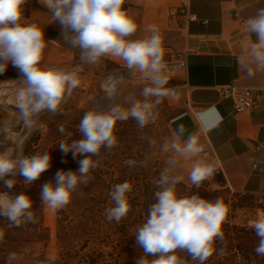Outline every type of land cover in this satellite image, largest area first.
<instances>
[{"label": "clouds", "instance_id": "clouds-1", "mask_svg": "<svg viewBox=\"0 0 264 264\" xmlns=\"http://www.w3.org/2000/svg\"><path fill=\"white\" fill-rule=\"evenodd\" d=\"M28 0H0V74L11 64L18 69L20 78L14 80L13 91L15 121L0 125V135L8 141V146L0 141V182L8 190L17 185V177H23L28 186L39 179L51 167L49 152L24 155L12 143L17 135L14 127H20L31 134L39 127L42 113L63 114V105L72 97L73 91L80 87L79 66L65 68L42 66L43 52L47 47L45 34L35 23H22L24 6ZM48 9L52 22L60 25L64 43L72 49H79L82 63L97 65L102 58H111L129 70H136L150 81L144 87V101H136L130 108L120 105L108 111L91 109L86 111L77 125L82 138L59 143L60 150L79 160L78 171L58 170L55 183L46 182L41 188L43 208L58 211L67 206L78 191L79 186H87L91 170L97 168L102 149H113L118 144L115 129L118 122L130 118L140 128L155 123L159 113L155 111L166 98L174 96L167 87L164 37L153 26L143 38L133 39L138 25L130 9L124 7L126 0H38ZM248 33L255 34L256 41L247 47V62H255L264 68V8L257 10L255 16L245 20ZM56 42V41H52ZM246 75H254L246 69ZM123 78L113 76L100 85L108 98L114 97L117 86ZM148 97H154L148 101ZM207 127V125H204ZM58 131L65 133L63 125ZM186 128L180 124L177 135L163 146L165 152L176 155L169 159V168L160 173L153 185L158 189L153 193L154 203L147 209V218L134 233L135 243L142 248L143 255L136 264H188L184 253L194 264L205 262L217 251L215 244L224 240L223 224L227 221L229 209L220 197L214 200L202 198L199 194L182 195L177 190L184 177L173 174L180 159L192 163L188 180L195 188L211 180L217 172V165L201 159L204 147L196 132L181 139ZM71 133H67L70 138ZM136 161H124L132 166ZM132 185L125 181L115 184L109 192L113 206L106 209V219L117 224L127 217L130 211L128 194ZM0 217L6 219L10 227H20L35 223L33 201L25 193L12 194L0 192ZM250 227L258 238L254 251L264 256V217L256 219ZM2 238V234H0ZM223 254V249H219ZM151 257V259H149ZM16 259L9 253L8 264Z\"/></svg>", "mask_w": 264, "mask_h": 264}, {"label": "crops", "instance_id": "crops-1", "mask_svg": "<svg viewBox=\"0 0 264 264\" xmlns=\"http://www.w3.org/2000/svg\"><path fill=\"white\" fill-rule=\"evenodd\" d=\"M181 0H126L138 25L133 39L148 35L150 26L164 37L165 61L183 49H192L184 72L179 77L185 90L184 109L170 121L172 139L180 124L186 128L181 139L196 132L204 147L201 159L214 162L225 186L232 192L264 196V106L234 114L232 100L222 98L220 86L234 84L240 88H264V68L247 62V47L256 41L248 33L245 20L264 8V0H190L189 11L206 25L191 24L178 30L168 19L169 8ZM124 67L123 62L106 58ZM251 68L254 75H246ZM133 73L143 75L133 70ZM204 125H207L205 127ZM258 148V149H257ZM176 154L171 151V156ZM196 158L180 159L173 174L192 185L188 173ZM213 179V178H212Z\"/></svg>", "mask_w": 264, "mask_h": 264}, {"label": "rangeland", "instance_id": "rangeland-1", "mask_svg": "<svg viewBox=\"0 0 264 264\" xmlns=\"http://www.w3.org/2000/svg\"><path fill=\"white\" fill-rule=\"evenodd\" d=\"M126 8V6L124 5ZM22 23H35L45 34V40L47 47L43 52L42 66L44 67H56L65 68L71 70L74 67L79 66L81 72L79 78L81 85L73 91L72 97L63 105V114L57 113L55 115L51 113H42L39 119V127L31 134H27L26 130L20 127H14L13 131L17 133L12 139V143L16 146L18 152L23 154L25 144L28 141L36 140L37 146L33 148L34 153L49 152L52 159L60 162H73L76 171L79 169V160L83 159V156H77L73 158L71 152L65 155L59 148V143L69 142L72 140L81 139L82 136L77 130V125L83 114L91 109L99 111H108L115 105H120L124 108H130L136 101H144L145 97L142 95L144 87L151 86L150 81L144 77L133 73V70H129L124 67H120L115 63H111L106 58H102L97 65H89L82 63L79 59V49H72L69 45H66L62 39L60 25L56 22H52L51 15L48 13V9L41 5L38 0H28L24 6ZM56 41V42H52ZM113 76L116 79L123 78L117 86V91L114 97L108 98L100 85L108 78ZM168 77V76H167ZM20 78L18 69L14 68L11 64L8 65L6 71L0 74V125L6 123H13L15 121V108L13 91L16 87L14 80ZM179 77H168L167 87L174 91V96L166 98L155 109L159 113V116L155 123H149L144 128H140L137 123L135 125H128L135 120L129 119L127 121L117 123L120 127L116 129L125 131L128 130V142L123 143L124 140H119L115 129V135L118 139V144L113 149H102L100 157H93L94 160L99 159V163L96 169L91 170L90 174H106L118 176L119 172H122V168L118 165H109L111 160H123L125 158L136 161L133 165L131 173H136L142 176V170H138L141 165L139 162L142 159L151 160L155 157L161 158L166 164L169 159L172 158L171 152H165L163 146L166 142L170 143L173 139L170 133V121L184 109V101L186 98L185 90L180 86ZM148 101L155 99L154 97H148ZM127 123L126 127L124 123ZM67 130H70L72 135L69 138L67 135L59 137L56 141L48 139L50 129H58L59 126ZM124 126V127H123ZM123 127V128H122ZM0 141L4 143V146H8V141L5 140L3 135H0ZM149 142V146L145 147V144ZM2 150V149H0ZM169 165V164H168ZM62 170H66L64 164H61ZM142 179V177H141ZM182 183V182H181ZM208 191L212 192L218 190V186L215 184L214 179L208 180ZM184 184V183H182ZM189 185V184H184ZM136 188L132 187V194ZM231 191V190H230ZM231 191L232 201L234 203L243 202L248 206L251 204V208H242L235 213L234 224L240 225L246 223L251 225L259 217H264V196H251L246 194H239ZM85 194H81L83 199ZM229 195V198L231 196ZM131 196H128L130 199ZM90 198V197H88ZM81 205V203H79ZM112 207V205L105 206L104 209L95 210L96 214L102 213L101 217L106 218V209ZM67 213L71 217L84 216L87 211L81 207L79 209L68 210ZM42 220L44 225L50 230L51 242L48 248L44 251L49 256H55L57 248L55 245V229H56V211L43 208L42 205ZM124 221V218L122 219ZM121 220V221H122ZM126 224V222L124 221ZM127 223H129L127 221ZM131 223V222H130ZM132 224V223H131ZM126 229V227H125ZM137 227H127V232L123 234L115 233L114 231L102 232L100 235L103 240L108 239V242L116 244L127 243L133 241L135 238V231ZM111 244V245H112ZM115 245V246H116ZM43 251L40 245L28 244L21 248H9L0 246V264H8L7 257L9 253H15L16 259L12 261V264H25L31 256L39 254ZM128 257V254L125 252Z\"/></svg>", "mask_w": 264, "mask_h": 264}, {"label": "trees", "instance_id": "trees-1", "mask_svg": "<svg viewBox=\"0 0 264 264\" xmlns=\"http://www.w3.org/2000/svg\"><path fill=\"white\" fill-rule=\"evenodd\" d=\"M124 123L125 128L127 123ZM136 121L128 125H135ZM121 122L119 123V125ZM117 125V128L120 126ZM123 126V127H124ZM122 127V128H123ZM65 129V133H60L58 129H50L48 135L49 141H56L59 137H63L69 133ZM119 140L123 139V143L128 142V130L121 131L116 129ZM71 141H69L70 143ZM36 140L28 141L23 151L24 155H32L34 146H37ZM149 146V142L145 147ZM123 160H111L109 165H118L122 168L118 176L106 174H89V183L87 186L81 185L78 191L73 194L71 202L64 208L56 211V229H55V245L57 253L55 256H49L44 251L51 242L50 230L44 225L42 220V201L41 188L46 182L55 183V174L58 170H62L61 164L66 167L65 171H76L74 163L60 162L51 160L49 170L42 173L41 177L31 185H24L23 177H17V185L13 189L8 190L0 182V192H9L12 194L25 193L33 201V210L36 216L35 223H26L20 227H10L8 221L0 217V246L9 248H21L24 245L35 244L40 245L43 249L39 254L31 256L30 260L25 264H136V260L143 255V250L133 241L127 243L112 244L108 239L103 240L102 232H112L123 234L127 232V227H138L145 222L147 218L148 206L154 203L153 193L158 190L153 181L158 179L160 173L169 168L161 158L155 157L151 160L142 159L138 170H142V176L131 173L132 166H126ZM142 177V179H141ZM218 190L208 191L209 183L205 181L200 188L193 185H177V190L182 195L199 194L202 198L214 200L220 197L227 205L229 212L227 221L222 226L224 240L217 241L215 247L217 251L205 262V264H264V256H259L254 249L258 244V238L250 225L242 223L234 224L235 213L242 208H251V204L234 203L232 201L231 191L225 186L221 176L216 173L213 177ZM129 182L133 188H136L129 200L130 211L124 221L117 224L115 221L109 222L106 218L101 217L102 213L96 214L95 210L104 209L105 206L112 205L109 192L115 184ZM85 194L81 199V194ZM236 194V193H234ZM229 195L231 198H229ZM238 195V194H236ZM90 197V198H88ZM81 203V205L79 204ZM87 211L84 216L71 217L67 211L71 209H79ZM127 221L129 223H127ZM132 224H131V223ZM126 227V229H125ZM112 244V245H111ZM116 245V246H115ZM223 249V254L219 249ZM128 254V257L125 255ZM185 259L188 264H194L186 254ZM151 259V257H149Z\"/></svg>", "mask_w": 264, "mask_h": 264}, {"label": "built area", "instance_id": "built-area-1", "mask_svg": "<svg viewBox=\"0 0 264 264\" xmlns=\"http://www.w3.org/2000/svg\"><path fill=\"white\" fill-rule=\"evenodd\" d=\"M190 0H181L180 4L169 8L168 19L178 30H185L191 24L206 25V20H200L189 11ZM192 49H183L173 54L166 62V75L170 78L174 74L184 72L187 66V57L193 53ZM218 93L222 98L232 100V111L234 114H242L248 110L264 106V88H240L234 84L220 86ZM258 149V148H257ZM171 151H168L170 153Z\"/></svg>", "mask_w": 264, "mask_h": 264}]
</instances>
